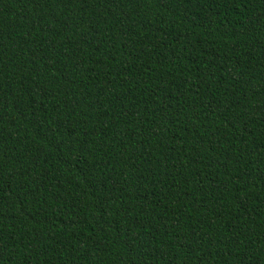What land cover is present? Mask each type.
Segmentation results:
<instances>
[{"label": "trees", "instance_id": "1", "mask_svg": "<svg viewBox=\"0 0 264 264\" xmlns=\"http://www.w3.org/2000/svg\"><path fill=\"white\" fill-rule=\"evenodd\" d=\"M0 264H264V0H0Z\"/></svg>", "mask_w": 264, "mask_h": 264}]
</instances>
